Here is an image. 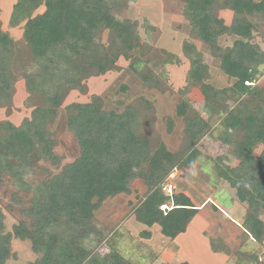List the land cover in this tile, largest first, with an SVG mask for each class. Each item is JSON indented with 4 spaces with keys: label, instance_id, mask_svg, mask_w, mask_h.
<instances>
[{
    "label": "trees",
    "instance_id": "1",
    "mask_svg": "<svg viewBox=\"0 0 264 264\" xmlns=\"http://www.w3.org/2000/svg\"><path fill=\"white\" fill-rule=\"evenodd\" d=\"M129 0H17L11 22H25L24 40L30 54L23 70L26 88L41 104L20 126L0 122V188L9 177L18 189L13 200L22 205L23 216L31 221L5 231L0 208V264L11 258L13 239L29 240L41 257L33 264H131L120 253L101 256L92 247L95 215L111 198L131 193V183L143 180L146 199L135 210L137 220L176 239L186 232L199 208L184 193L167 196L163 187L175 168H190L199 157L197 145L211 130L210 123L187 100L177 108L185 121L184 150L170 152L160 143L154 150L150 139L140 135V111L129 105L122 113L107 111L103 99L94 95L89 103H73L66 108L67 129L78 142L79 156L51 174L41 162L60 167L55 153L58 145L52 130L59 110L72 90L87 92V79L108 73L123 56L129 67L147 87H160L155 75L141 73L143 61L132 56L143 44L130 20L120 21L118 13ZM186 7L193 36L207 45L213 56L221 58V71L234 79L232 86L217 88L208 82L209 66L194 44L184 43L190 58V85L198 87L206 110L222 116L221 140L233 146L238 160L235 167L220 157L214 163L218 176L236 190V197L247 205L243 227L258 243L264 242V89L256 84L264 65V51L254 42L257 25L252 17L264 21V0H180ZM228 7L234 19L228 26L218 14V5ZM42 5L43 14L34 15ZM221 7V5H220ZM221 9V8H220ZM108 39L104 41V34ZM231 34L237 39L230 47L219 45V38ZM17 50L15 41L0 23V108L8 107L19 76L13 71ZM118 69V67H117ZM37 99V98H36ZM232 101L230 108L225 102ZM170 130V129H169ZM261 148L259 156L255 150ZM41 169L47 173L41 182L28 177ZM32 193L30 203L20 192ZM1 204V198H0ZM167 205L163 210L162 206ZM151 238L152 233L144 231ZM179 264H189L181 262Z\"/></svg>",
    "mask_w": 264,
    "mask_h": 264
},
{
    "label": "rangeland",
    "instance_id": "2",
    "mask_svg": "<svg viewBox=\"0 0 264 264\" xmlns=\"http://www.w3.org/2000/svg\"><path fill=\"white\" fill-rule=\"evenodd\" d=\"M15 1L0 0L1 29L15 41L17 50H21L13 65V71L19 76V80L15 83L11 104L0 108V122L8 120L20 126L25 119L31 118L36 104L41 103L39 97L32 99L26 88L23 70L30 67L25 66L30 51L24 40L25 22L18 25L11 22ZM220 5L217 7L218 14L229 26L234 19V13L228 7L222 8L223 2ZM41 11L40 7L34 14L38 15ZM185 11L186 7L180 0L128 1V6L119 12L117 17L120 21L130 20L141 37L142 52L135 50L132 56L143 61L138 70L146 75H155L160 79L161 86H145L139 75L129 67L131 61L121 56L116 63V69L112 67L105 75L94 76L84 82L87 85L86 93L72 90L68 94L59 110V118L52 126L58 139L55 153L61 158V165L56 167L41 162L39 166L56 175L78 158V142L66 127V108L73 103L91 102L94 95L103 99L107 111L122 113L127 106H135L140 111L142 121L139 133L150 139L154 150L163 143L172 153L182 151L185 142V121L178 116L177 108L182 101L187 100L210 123L211 130L197 145L200 152L194 165L190 168H175L166 183L174 186V193L191 195L197 206L206 205L209 199H213V202L219 200L225 208H233L235 200L239 201L236 190L218 176L214 162L222 157L227 165L235 167L238 160L233 154V146L221 140L225 130L221 114L209 113L200 89L190 85L187 76L191 63L190 58L183 52L184 43L194 44L203 55L205 63L209 66L210 84L223 89L232 86L234 79L221 71V58L213 56L207 45L195 39ZM251 20L257 25L254 42L260 44L264 51V21L255 16ZM108 36L105 32L104 41ZM234 39L233 35L225 34L219 38V45L223 48L230 47ZM257 79L256 84L264 89V65L260 67ZM225 105L230 108L235 106L232 101L225 102ZM254 153L259 156L261 148ZM46 174L37 169L28 177V182H41ZM17 190L10 178L5 177L0 188V208L5 217L6 232H12L14 225L24 221L31 224V221L23 216L22 205H17L13 200ZM148 190L143 180L136 179L131 183L130 194L108 199L97 211L96 228L90 235L96 253L104 256L118 252L131 264H178L183 261L189 264H264V242L255 241L243 225L241 226V221L247 215V205L240 201L237 211L246 215L237 216L238 219H235L230 210L225 215L221 209L212 207L214 213L211 217L210 211L202 212L203 218L195 217L190 228L174 240L160 232L159 238L144 237V231L155 234L160 228L158 225L145 227L135 215L136 208L146 199ZM19 197L28 204L33 194L23 191L19 193ZM213 202H210L211 206ZM233 220L239 222L238 228ZM261 220L264 221V212L261 214ZM11 252L12 256L6 264H33L41 257L32 250L29 240L13 239ZM173 253L176 254L174 258Z\"/></svg>",
    "mask_w": 264,
    "mask_h": 264
},
{
    "label": "crops",
    "instance_id": "3",
    "mask_svg": "<svg viewBox=\"0 0 264 264\" xmlns=\"http://www.w3.org/2000/svg\"><path fill=\"white\" fill-rule=\"evenodd\" d=\"M16 2H17V0L14 2V4H13V6H12V12H13V7H14V5L16 4ZM41 13L40 14H43L44 12H45V6H41ZM37 11V10H36ZM35 15V14H34ZM36 16V15H35ZM255 32L253 33V35L255 36ZM234 41L237 39L235 36H234ZM254 41H255V39H254ZM260 45V44H259ZM83 103H89V102H83ZM219 191V190H218ZM220 192V191H219ZM219 192H217V194L219 193ZM222 192V191H221ZM185 194H187V193H185ZM217 194H216V197H217ZM187 196H189L190 198H191V200H192V202L194 203V205L197 207V208H199V212H198V214H197V218H200V217H202V212H204V211H207L208 210V212L210 211V217H211V214L213 215V213H214V211H213V209H212V207H216V208H218V209H221L224 213H225V215L226 214H228L229 212L232 214V215H234V217H235V219H238L237 218V216H240V217H243V216H241V215H246L245 213L243 214V213H239L238 211H237V207H238V203H239V201H237V200H235V203H234V205H233V208H225V207H223V206H221L222 204L220 203V201L219 200H216L215 202H213V199H209V201L210 202H213L212 203V206L210 205V202L208 201L207 203H206V205H199V206H197V203H196V201L192 198V196L191 195H187ZM234 198V197H233ZM218 199V198H217ZM234 200V199H233ZM221 210H220V212H221ZM230 210V211H229ZM227 211H229V212H227ZM239 215H238V214ZM245 217V216H244ZM203 218V217H202ZM226 218H228V216L226 217ZM234 219V220H235ZM233 220V222H236V223H234V224H236L235 226H237V228H238V225L240 226V224H239V222H237V220L236 221H234ZM244 220H245V218L241 221V226L243 225V223H244ZM224 222H227L226 220H223ZM231 223H233L232 221H230ZM192 223V222H191ZM191 223L189 224V228H190V225H191ZM145 226V225H144ZM145 227H147V226H145ZM155 227V226H154ZM232 228H233V225H232ZM244 228V227H243ZM240 230V229H239ZM159 232L161 233V228H159V229H157L156 230V232H155V234L154 233H152V236H151V238H155L156 236H158V238L161 236L160 234H159ZM172 252V251H171ZM175 253V252H174ZM173 253V254H174ZM174 257H176V254H174V256H173V258ZM184 262V261H183ZM179 263H181V262H179ZM178 263V264H179Z\"/></svg>",
    "mask_w": 264,
    "mask_h": 264
},
{
    "label": "built area",
    "instance_id": "4",
    "mask_svg": "<svg viewBox=\"0 0 264 264\" xmlns=\"http://www.w3.org/2000/svg\"><path fill=\"white\" fill-rule=\"evenodd\" d=\"M163 192L167 195V196H172L173 194H174V186L173 185H171V184H169V183H167L166 185H164V187H163ZM167 205H164V206H162V209L163 210H166L167 209Z\"/></svg>",
    "mask_w": 264,
    "mask_h": 264
}]
</instances>
